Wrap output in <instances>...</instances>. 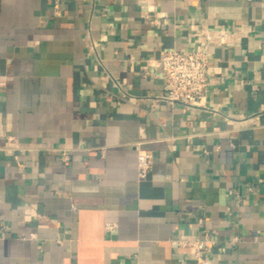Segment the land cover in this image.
I'll return each mask as SVG.
<instances>
[{
	"label": "crops",
	"instance_id": "obj_1",
	"mask_svg": "<svg viewBox=\"0 0 264 264\" xmlns=\"http://www.w3.org/2000/svg\"><path fill=\"white\" fill-rule=\"evenodd\" d=\"M169 49L208 51L203 105L159 98ZM205 234L264 264V0H0V264H181Z\"/></svg>",
	"mask_w": 264,
	"mask_h": 264
},
{
	"label": "built area",
	"instance_id": "obj_2",
	"mask_svg": "<svg viewBox=\"0 0 264 264\" xmlns=\"http://www.w3.org/2000/svg\"><path fill=\"white\" fill-rule=\"evenodd\" d=\"M163 72L164 90L159 98L170 103L186 106L203 105L209 91V53L204 49H169L164 50L154 62ZM152 167V154L147 151L138 153V173L141 178L147 176ZM191 249L189 259L181 264H212L206 253L215 240L208 235L192 239L179 240Z\"/></svg>",
	"mask_w": 264,
	"mask_h": 264
}]
</instances>
